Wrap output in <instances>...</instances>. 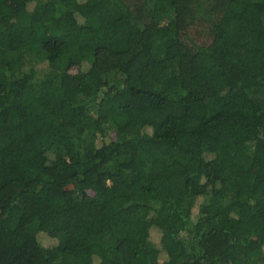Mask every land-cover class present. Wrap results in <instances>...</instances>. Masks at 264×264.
Wrapping results in <instances>:
<instances>
[{"label":"trees","instance_id":"16d2710c","mask_svg":"<svg viewBox=\"0 0 264 264\" xmlns=\"http://www.w3.org/2000/svg\"><path fill=\"white\" fill-rule=\"evenodd\" d=\"M0 264H264V0H0Z\"/></svg>","mask_w":264,"mask_h":264},{"label":"rangeland","instance_id":"374dc122","mask_svg":"<svg viewBox=\"0 0 264 264\" xmlns=\"http://www.w3.org/2000/svg\"><path fill=\"white\" fill-rule=\"evenodd\" d=\"M76 69H80V68H76Z\"/></svg>","mask_w":264,"mask_h":264}]
</instances>
